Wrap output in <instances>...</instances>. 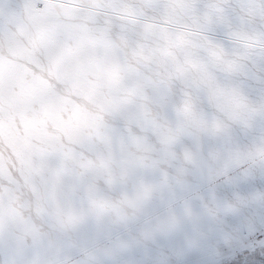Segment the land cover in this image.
I'll list each match as a JSON object with an SVG mask.
<instances>
[{"label":"clouds","instance_id":"obj_1","mask_svg":"<svg viewBox=\"0 0 264 264\" xmlns=\"http://www.w3.org/2000/svg\"><path fill=\"white\" fill-rule=\"evenodd\" d=\"M183 2L49 0V22L97 38L80 77L94 87L54 85L69 102L63 118L124 103L101 113L99 135L70 145L74 160L0 140V264H220L232 223L264 217V0ZM22 5L0 0V23ZM109 152L107 167L79 166ZM221 177L237 189L231 200L217 198ZM250 259L264 264V251Z\"/></svg>","mask_w":264,"mask_h":264},{"label":"snow or ice","instance_id":"obj_2","mask_svg":"<svg viewBox=\"0 0 264 264\" xmlns=\"http://www.w3.org/2000/svg\"><path fill=\"white\" fill-rule=\"evenodd\" d=\"M38 3L45 7L38 9ZM174 3L176 7L184 6L183 0ZM50 11L49 0H23L22 14L10 13L7 26L0 23V140H20L21 155L51 150L62 152L66 160H74L70 145L99 135L104 126L101 113L117 110L124 102L96 101L99 112L73 107L71 117L63 118L69 102L57 94L54 85L57 81L71 80L81 91L94 87L80 77L95 67L93 50L97 38L82 36L80 25L49 22ZM208 24L206 18L205 26ZM217 26L223 27V21L218 20ZM59 32L66 33L74 43L58 42L55 37ZM192 69L190 62L185 70ZM256 71L264 84V55L257 59ZM158 87L161 93L166 92L162 80ZM223 104L227 106L228 101L225 99ZM33 140L40 144H34ZM104 142L110 145L111 137H105ZM110 159V152L101 153L96 163L80 162L79 166L85 171L107 167ZM257 251H264V217L248 227L233 222L226 255L220 264H251V253Z\"/></svg>","mask_w":264,"mask_h":264},{"label":"rangeland","instance_id":"obj_3","mask_svg":"<svg viewBox=\"0 0 264 264\" xmlns=\"http://www.w3.org/2000/svg\"><path fill=\"white\" fill-rule=\"evenodd\" d=\"M193 73H195L196 69L193 67L192 69ZM242 191V188L240 189ZM237 189L234 188L231 184L224 181V178L221 177L218 181V188L216 191L217 198L220 201H228L233 198V196L236 194ZM177 211H181V209H177ZM230 217L225 216L224 220L220 222V226H224V224L230 223ZM175 239V238H173Z\"/></svg>","mask_w":264,"mask_h":264}]
</instances>
